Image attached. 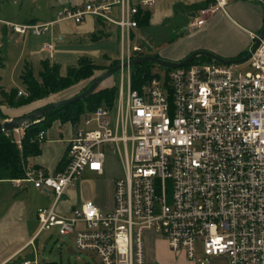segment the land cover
Here are the masks:
<instances>
[{"label": "built area", "instance_id": "built-area-1", "mask_svg": "<svg viewBox=\"0 0 264 264\" xmlns=\"http://www.w3.org/2000/svg\"><path fill=\"white\" fill-rule=\"evenodd\" d=\"M155 1H88L63 7L55 21L81 22L93 15L117 24L129 61L131 50L146 51L140 41L131 48L130 41L141 6ZM227 3L214 0L201 10L196 25L217 9L225 11ZM52 23L0 19V26L23 35L44 34ZM46 49L52 56L53 44ZM247 62L252 71L238 70V63L189 62L170 68L164 80L151 73L137 87L130 65L127 72L122 66L118 99L74 125L63 169L29 168L25 178L16 179L18 186L26 181L56 194L52 205L37 209L34 238L55 229L72 236L78 251L96 255L99 264H155L147 258L144 236L154 230L171 249L200 264H264V36ZM32 122L12 130L19 146ZM45 137L41 130L32 140ZM108 143L124 167L114 181L112 207L103 209L88 199L58 209L68 185L85 170L104 173Z\"/></svg>", "mask_w": 264, "mask_h": 264}, {"label": "crops", "instance_id": "crops-1", "mask_svg": "<svg viewBox=\"0 0 264 264\" xmlns=\"http://www.w3.org/2000/svg\"><path fill=\"white\" fill-rule=\"evenodd\" d=\"M88 1L94 0H58V3L62 9V7L81 5ZM133 1L140 2V0ZM213 2L214 0H156L150 7L141 6L143 10L150 11V18L145 25L147 26L146 36L140 38L144 37L153 47V54L171 61H180L193 51L199 49L211 51L224 58L241 57L249 51L254 35L258 34L262 29L264 23L263 1L228 0L225 11L223 9H217L211 14L206 15L202 25H196L197 18L201 16V10L210 7ZM180 7L184 9L183 15L185 16V23H168L169 19L175 18L176 11L179 10ZM115 11L116 9L114 12ZM56 19L57 17L40 18L35 16L23 22L43 23L54 21V23L50 25V28L53 27L52 30L49 29L51 32L48 31L41 35H23L19 32L16 33V31L6 26L2 27L3 29L0 28L3 30V34L10 35L12 38L10 43H12L13 39H16L15 43L22 47L21 54H26L19 74L20 79L22 73L29 66L32 67L34 61L39 58L40 66L42 67V62L46 59L51 63H59L62 62V59H68V55L73 54V52L86 51L94 54L99 53L97 50H89L88 48L90 46L83 49H68L62 45H57L54 39L63 41L68 37L79 35L80 38H78V40L81 43L91 45L93 42L97 43L98 41L112 36H117L119 35V31L121 32L119 26L93 15L86 16L81 22H75L70 19L55 21ZM157 26H160V31L165 32L164 37L154 32L158 31L153 30L154 27ZM141 27L142 26L138 25V27L134 29V33L138 35V29ZM86 35L89 36L87 38L83 37ZM92 35L94 38H91ZM15 36L16 38H14ZM49 44H53L52 56H50V52L46 49ZM89 53L86 55L91 56L93 59V55ZM146 53L143 52V55ZM112 60L113 58H110L107 65H109ZM0 66H2L0 68H4L5 66L1 56ZM103 71L104 70H97L96 75L101 74ZM1 81L2 77L0 76V85L2 86ZM103 82H105V80ZM22 84L24 87L17 88L18 91H26V85L23 81ZM4 89L9 91L6 87ZM36 102L39 101L31 102L30 104H33L29 107L19 106L18 108L3 104L1 107L7 117L2 118L0 115V121L6 119L10 120L32 111L40 106V102ZM74 130L75 127L70 122L61 123L59 120H56L53 125L46 130V137L40 142V153L28 159L29 165H36L39 168H43L48 173H56L62 170L63 167L59 169L58 165L61 160L66 158L69 139L72 137ZM92 173L96 174L94 172ZM11 181L14 182L16 187L20 190L23 188V185L18 186L12 179H0V264H21L22 261L30 258V256H26L24 252L35 243V234L32 236L28 235L27 216L24 203L21 200L22 194L6 187V183ZM28 185L34 186L32 183ZM91 200L98 204L97 199ZM76 204L77 203L74 202L71 205L74 207L77 206ZM72 207L70 208L72 209ZM149 239L151 240L149 241ZM149 239L147 241L146 238V255L151 262L155 264H190L185 259L187 257H185L186 254H177L180 250L175 251L172 249L174 253H176V257L172 255L171 252L173 251L171 249L168 250L167 257L164 246L167 249L171 247L168 241L154 230L150 232ZM174 258L177 261H175Z\"/></svg>", "mask_w": 264, "mask_h": 264}, {"label": "rangeland", "instance_id": "rangeland-1", "mask_svg": "<svg viewBox=\"0 0 264 264\" xmlns=\"http://www.w3.org/2000/svg\"><path fill=\"white\" fill-rule=\"evenodd\" d=\"M263 8H264V4H263ZM59 9H61V7L58 3V0H0V18L3 20H9L14 23H18V22L23 23L24 21L33 18L35 16L40 18L57 17V11ZM183 10L184 9L180 7L179 10L176 11L175 18L169 19L168 23L176 22L177 24H184L185 16L183 15ZM114 14L116 15L118 14L117 10L114 12ZM4 26L12 29V27L8 26L7 24H2L0 28ZM2 29H0V56L1 59L4 61L5 66L4 68H0V76L2 77L1 84L4 88L6 87L10 91L12 88L24 87L19 74L21 72L22 65L24 63L23 61L24 58L26 57V54H21L22 47L15 43L16 39H13L12 43H10V40L12 38L10 37V35L3 34ZM49 29L52 30L53 27ZM146 29L147 26L145 25H143L141 28L138 29V35L136 34L137 37L135 38L133 37L132 40L130 41L131 48L135 43H138V41H140L139 39L140 37L146 36ZM51 30L49 32H51ZM153 30H158L154 32H157L156 33L157 35L164 37L165 32L160 31V26L154 27ZM88 36L89 35L83 37L87 38ZM14 38H16V36ZM78 38H80L79 35H74L73 37H68L63 41H59V40L57 41L56 39L54 40L57 45H62L68 49H83V48H88L90 46L88 48L89 50H97L99 53L94 54L86 51L83 52L78 51L77 53L73 52V54L68 55V59H62L63 63L62 62H59L60 64L57 63L60 67L61 75H66L68 67L77 63L78 61L77 58H79V55H83L87 53L93 55V59L95 63L102 66H106L110 58L113 59L116 57L121 58L122 55L125 56V61H128L127 58L128 43L126 39L122 40L120 31H119V35L117 36H112L110 38L98 41L97 43L93 42V44L91 45H85L84 43H81L78 40ZM91 38H94V36L92 35ZM254 41L255 40L253 39L250 49L252 48ZM145 52H147V50ZM131 53L134 56L133 58H135L137 54H141L133 50H131ZM205 61H209V57L205 55H200L195 59V62H205ZM148 65L150 68V73L154 75H158L161 80H164L166 78L168 71L170 69L152 61H149ZM130 68L131 71L134 72L135 66L132 67V65H130ZM237 68L238 70H241L243 72L252 71V67L250 63L247 61L239 64ZM32 69L34 75L38 77L41 69L40 58L34 61V63L32 64ZM127 70L128 67L126 66L125 71L127 72ZM120 81H121V73L119 70L115 72L112 76L106 78L105 82L101 83V87L114 85V84L120 86ZM82 83L83 82H80L79 86H73V88L71 89L67 88L58 93L50 94L49 96H47V98H44L39 102L41 103L47 101L51 103L57 101L58 99L61 100V98L63 99L68 96H72L74 95V93L78 92L81 88H83L85 82L83 84ZM125 88H126V77H125ZM116 97L117 98H115V102L118 99V95ZM1 101H3V96L0 93V102ZM32 104H25L20 107H29ZM10 132L12 133V131ZM103 149L106 154L104 173L98 175V174H93L89 170H85L82 177L74 182L75 184L70 183L68 185L67 192L62 196L58 209H61L62 211H66L73 206L71 205L72 203L75 202L77 203L76 205H80L82 201L88 199H95V200L97 199L99 206L103 209H108L112 207L114 181L116 177L120 175L122 176L124 175V167L120 155L117 152L116 153L114 152V148H112L111 143L104 145ZM12 180L16 181V178ZM29 183L30 182L24 181L22 185L23 188L24 187L25 188L24 189L21 188V190L18 187H16L15 183L12 181L7 182L6 187L8 189L15 190L22 194L21 200L24 203L25 213L27 216V231H28V235L32 236L39 229V223L36 216L37 209L40 206L52 205L56 194L55 192H52L51 195H46L47 193L44 192L42 189L28 185ZM151 231L152 230H147L146 233L144 234L145 245H146V238L148 241ZM150 240L151 239H149V241ZM34 241L35 243L31 245L24 252L26 256L27 255L30 256V258L28 259L29 260L31 259L33 261V264L35 260L37 261V264H46L47 262H53L55 264H99V259L96 257V255L88 251H78L76 249V243L72 236L58 234L57 230L55 229L44 230L42 233L38 234L36 238H34ZM170 249L171 248L168 247L167 249L164 246V250L167 257H168L167 255L168 250ZM182 251L183 250H180L177 254L185 255L184 251L183 252ZM171 253L174 257L177 256L176 253H174V251ZM201 255L202 253L201 251H199L197 257H200ZM185 259L190 264H200L198 262H194L188 259L187 257ZM174 260L177 261L175 258Z\"/></svg>", "mask_w": 264, "mask_h": 264}, {"label": "trees", "instance_id": "trees-1", "mask_svg": "<svg viewBox=\"0 0 264 264\" xmlns=\"http://www.w3.org/2000/svg\"><path fill=\"white\" fill-rule=\"evenodd\" d=\"M136 18L138 25H146L150 18V11L140 8ZM247 53L248 52L244 55ZM141 55H143V53L137 54L135 57ZM210 60L213 59L209 57V61ZM120 62L121 59L116 58L113 59L109 65L102 66L96 64L91 56L83 54L79 56L76 64L68 67L66 75H61L59 65L57 63H51L46 59L42 62L41 71L39 72L38 77L34 75L32 67L29 66L21 75V79L26 85L28 95H19L17 88H12L10 91H7L0 85V93L3 96V101L0 102V115L2 118L7 117L1 107L3 104H7L11 107L30 104L34 101H41L44 98H47L50 94L58 93L67 88L71 89L73 86H79L80 82H85L83 88L72 95L75 96L85 90L94 81L98 76L96 75L97 70L105 71ZM148 62L149 61L139 62L132 65V67L135 66L134 72L131 71L133 87L139 86L148 76L151 75ZM192 62H195V60ZM118 93L119 86L116 84L104 87H101L100 85L94 92L84 98L60 105L59 107L47 111L44 115L39 117L38 121H34L35 119L31 120L33 122L28 128H26L21 146H19L13 133L9 132V134H7L6 132H0V179L25 178L28 168H39L36 165L30 166L28 159L39 154L41 151V141L32 140V138L36 137L41 130L46 131L56 120H59L61 123L70 122L74 126L88 113L94 111L100 106L113 107ZM57 101H59V99ZM51 103L47 101L41 102L40 106L35 109ZM28 113H24L15 118L24 117ZM65 159L66 158L60 161L58 165L59 169L64 167Z\"/></svg>", "mask_w": 264, "mask_h": 264}, {"label": "water", "instance_id": "water-1", "mask_svg": "<svg viewBox=\"0 0 264 264\" xmlns=\"http://www.w3.org/2000/svg\"><path fill=\"white\" fill-rule=\"evenodd\" d=\"M264 2V0H262ZM264 36V23L262 26V29L260 30V32L258 33V36L256 37L252 48L248 51V53L242 57L239 58H224L222 56H219L211 51L208 50H204V49H199L196 51H193L192 53H190L187 57H185L184 59L180 60V61H171V60H167L164 58H161L155 54L152 53L153 51V47L144 39V38H139L140 42L145 46V49L147 50V53L144 55H141L139 57H135L130 59L129 61H125L123 63H119L105 71H103L101 74H99L94 81L82 92L78 93L75 96L72 97H68L59 101H55L51 104H48L46 106H43L41 108L35 109L33 111H31L30 113H28L27 115H25L24 117L21 118H12L10 120H4V121H0V132H9L12 131L15 127H18L19 125H21L22 123L26 122V121H30L33 119H39L40 116L44 115L47 111L52 110L56 107H59L60 105L63 104H67L76 100H79L81 98H84L86 96H88L89 94H91L92 92H94L100 85L101 83L108 77L112 76L115 72L121 70L122 66H127L129 65H133L135 63H139V62H145V61H152L155 63H158L161 66H164L166 68H175L178 66H182L185 65L193 60H195L198 56L200 55H205L210 57L213 60H217L219 62L222 63H243L246 62L252 55V53L255 51V49L257 48V46L260 43V38H262ZM46 264H55L53 262H47Z\"/></svg>", "mask_w": 264, "mask_h": 264}]
</instances>
